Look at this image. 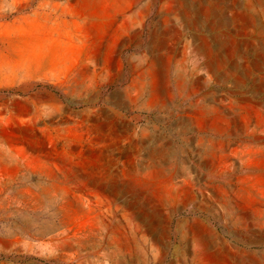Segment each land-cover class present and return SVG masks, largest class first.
<instances>
[{
	"label": "rangeland",
	"instance_id": "rangeland-1",
	"mask_svg": "<svg viewBox=\"0 0 264 264\" xmlns=\"http://www.w3.org/2000/svg\"><path fill=\"white\" fill-rule=\"evenodd\" d=\"M0 264H264V0H0Z\"/></svg>",
	"mask_w": 264,
	"mask_h": 264
},
{
	"label": "bare ground",
	"instance_id": "bare-ground-1",
	"mask_svg": "<svg viewBox=\"0 0 264 264\" xmlns=\"http://www.w3.org/2000/svg\"><path fill=\"white\" fill-rule=\"evenodd\" d=\"M219 250V249H218Z\"/></svg>",
	"mask_w": 264,
	"mask_h": 264
}]
</instances>
